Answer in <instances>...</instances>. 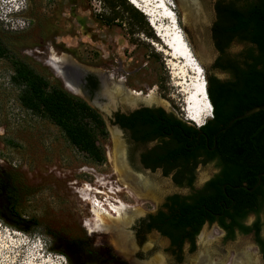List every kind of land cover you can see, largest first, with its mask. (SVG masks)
Wrapping results in <instances>:
<instances>
[{
	"label": "rangeland",
	"instance_id": "1",
	"mask_svg": "<svg viewBox=\"0 0 264 264\" xmlns=\"http://www.w3.org/2000/svg\"><path fill=\"white\" fill-rule=\"evenodd\" d=\"M23 1L22 10L19 2L14 5L21 11L3 16L8 22L0 21V36L13 50V58L27 63L50 83L58 81L70 94L84 99L99 111L109 133L107 139L99 141L107 162L98 165L87 160L56 126L25 111L18 101V91L10 84V66L0 62V173L17 176L24 195L23 215L37 218L42 225L37 235L30 236L0 221V264H69L65 257L51 251L58 247L60 240L49 237L50 230L66 239H82L92 251L109 249L119 264H152L156 259L163 260L164 264H176L167 253L168 240L153 233L142 244L136 236L137 227L160 208L166 197L189 195L193 190L177 186L174 173L166 176L161 170L144 169L138 159L131 161V147L125 133H119L105 114L107 105L115 108L107 91L115 87L113 84L118 85L106 82L105 77L122 81L128 90L144 97L154 95L158 98L152 104L137 99L135 107L122 102L115 113L133 112L144 106L159 107L197 127L185 113L187 94L192 93L199 82L204 85L203 77L206 84L208 77L227 80V76L212 67L218 58L212 36L217 0H196L198 9L180 0H128L143 13L155 40L141 34L131 35L128 26L119 20L108 25L106 22L112 15L103 0ZM241 50L233 46L229 54L237 57ZM53 55L70 57L84 71L76 74V67L74 73L84 79L85 96L67 88L61 74L49 65ZM200 68L202 76L198 74ZM88 76L98 80V89L93 93L86 84ZM115 132L119 133V141L124 146L125 165L131 174L121 176L116 169ZM217 173L216 164L198 166L195 189L201 188ZM139 178L150 181L155 189L142 190L137 184ZM86 188L104 192L98 194L102 203L108 200L117 205L118 200L130 213H139L127 228L132 237L129 251H118L113 244V233L98 231L92 205L82 192ZM261 220L264 222V214ZM253 221L254 218H250L247 225ZM262 234L264 236V230ZM201 242L213 244L212 253L225 259V264L236 263L237 252L230 249L243 242L258 264H264L252 235L237 233L234 240H227L226 232L218 225L203 228L197 238L196 252L190 255L187 246L182 264H195L202 250Z\"/></svg>",
	"mask_w": 264,
	"mask_h": 264
},
{
	"label": "trees",
	"instance_id": "2",
	"mask_svg": "<svg viewBox=\"0 0 264 264\" xmlns=\"http://www.w3.org/2000/svg\"><path fill=\"white\" fill-rule=\"evenodd\" d=\"M111 11L109 23L119 20L128 26L131 35H144L155 40L154 33L141 11L128 0H103ZM216 21L212 36L220 56L213 69L233 70L231 80L207 78V93L213 107V118L201 128L185 122L159 107L142 108L131 113H116L113 125L142 143L140 159L137 147H131V161H138L153 172L164 168L170 173L181 168L174 181L182 186L194 182L198 166L216 163L218 173L201 189L189 195L173 194L137 227V239L143 244L147 236L157 233L169 241L167 253L176 264L185 260V247L190 255L196 252L197 238L206 225H218L227 240L237 233L253 235L264 249V110L247 116L264 106V0H217ZM238 38L247 45L231 62L223 56ZM0 43V57L5 54ZM10 84L18 91L21 107L30 114L48 120L65 136L69 144L94 164L104 165L107 156L99 141L109 136L106 122L98 110L84 99L66 91L56 81L50 83L27 63L14 61ZM91 93L98 89L94 76H89ZM129 137V136H128ZM14 173H0V221L30 236L40 232L37 218L23 215V192ZM257 219L247 225L251 215ZM49 237L60 240L51 251L65 257L69 264H119L109 249L92 251L82 239H66L49 231ZM264 254V250H262Z\"/></svg>",
	"mask_w": 264,
	"mask_h": 264
},
{
	"label": "bare ground",
	"instance_id": "3",
	"mask_svg": "<svg viewBox=\"0 0 264 264\" xmlns=\"http://www.w3.org/2000/svg\"><path fill=\"white\" fill-rule=\"evenodd\" d=\"M132 3V1H130ZM183 4H193L198 9V2L196 0H180ZM17 4V2H16ZM15 4V5H16ZM17 6V5H16ZM12 11H16L15 7L12 6ZM20 11V8L17 12ZM199 17V14H198ZM74 64V69L78 66L77 64L68 56L63 57H56L52 56L49 60V65L52 66L55 70H57L61 76L63 77L67 88H69L71 91H73L75 94L82 96L83 92L81 90V80L76 77H71L68 74V63ZM201 69V68H200ZM202 70V69H201ZM74 71V70H73ZM106 82H114V78L108 77L106 78ZM116 80V79H115ZM121 84V83H119ZM111 85V84H110ZM115 87L109 88L107 91V96L111 101V105L113 107H116L120 102L119 99L122 97V95H126V99H133V96H136V98L141 97L140 94H137L133 91H127L123 86L113 84ZM196 91V92H195ZM195 93V94H194ZM191 94V95H190ZM188 93L189 100L186 102V108L185 113L187 114V117L189 120L195 121L198 123V125H202L207 119L211 118L212 115L210 114V111L213 109L212 104L209 100L208 93H207V84L205 81V86L202 82H199L196 89L193 90L192 93ZM135 98V99H136ZM142 100L146 101L147 103H155L157 102L158 98L154 95L147 96ZM140 98V99H141ZM208 98V100L206 99ZM127 100L125 102V105H134L133 100ZM121 101V99H120ZM119 108V107H117ZM117 108H108V105L106 106L105 113L109 114L111 110H115ZM117 132L114 133V136L116 137V169L118 173L121 176L131 174L130 170L127 168V165H125V150L124 146L119 141ZM138 180L139 187L146 191H153L154 185L151 184L150 181L141 179ZM153 185V186H152ZM156 187V186H155ZM158 189V187H157ZM136 190V189H134ZM160 192V190H158ZM82 192L85 193V200L89 201L92 205V213L95 217L96 221V228L99 229L98 231H109L113 233V244L120 252L129 251V245L131 244L132 237L130 233L127 232V228H129L133 222H135V219L137 216H139L138 212H129L127 206L122 204L120 201H116L117 205H114L110 201H106V203H102L99 201L98 194H104V192L101 191H95L92 190V188H86ZM136 192H140V190H136ZM161 193V192H160ZM158 194V193H157ZM146 196V195H145ZM217 245V244H216ZM202 250L200 253V256L196 257L195 264H225V259H222L221 257H218V255H214L211 251L213 248V244H208L201 242ZM245 244L243 242H238L236 245H234L232 249L237 252V258L235 264H258V260L255 256H253L251 253L247 252L245 249ZM38 260V259H37ZM33 263V262H31ZM152 264H164L163 260L156 259Z\"/></svg>",
	"mask_w": 264,
	"mask_h": 264
},
{
	"label": "flooded vegetation",
	"instance_id": "4",
	"mask_svg": "<svg viewBox=\"0 0 264 264\" xmlns=\"http://www.w3.org/2000/svg\"><path fill=\"white\" fill-rule=\"evenodd\" d=\"M239 39L238 38H236V40L233 42V43H231V45L228 47V49L226 50V53L223 55L224 57H225V59H227V61H230L231 60V62L232 61H234L236 58L234 57V56H231L230 54H229V51L233 48V46H238V47H241L242 48V50H241V52L242 51H244V50H246V48H247V45H245V44H241L239 41H238ZM0 43L2 44V45H4L3 47H4V50H5V54L3 55V56H1L0 57V62H2V63H7L9 66H10V71L12 70V64L14 63V61H16V60H18L17 58H13L12 57V55H13V50L11 49V47H9L6 43H5V40H3V38L0 36ZM218 56H220V52L218 51ZM75 70V69H74ZM232 68L228 65L227 66V68L225 69V70H223V69H217L216 71L217 72H219L220 74H222V75H225V76H227V80H231L232 79V74H231V72H232ZM76 77V76H75ZM89 77V76H88ZM88 77H87V79H88ZM109 76H107L106 78H108ZM111 77V76H110ZM77 78H79L80 80H82L80 77H78L77 76ZM114 77H112V79H113ZM87 79H86V84H88V81H87ZM104 79V78H103ZM116 78H114V82L112 81V82H110V83H118V85H121V86H123L127 91H130V90H128L124 85H123V82L122 81H118V80H115ZM227 80H225V81H227ZM97 82H98V80H97ZM102 82L104 83V81L102 80ZM119 83H121V84H119ZM81 90H82V92H83V96H85V91H84V89H83V85H82V83H81ZM133 92H135V91H133ZM137 94H140V93H138V92H136ZM140 96L141 97H143V99L145 98V97H147V96H143L142 94H140ZM122 97H126V95H122ZM121 97V98H122ZM141 97H139V100H142V98ZM120 98V99H121ZM124 98L123 99H121V101H120V99H119V104L116 106V107H119L120 108V106H121V103L123 102L124 103V105H125V102H127V100H130L131 99V97H130V99H127V100H124ZM133 99H131V100H133L134 101V105H132V107H135L136 106V103H137V99H138V97L136 98V96H133L132 97ZM134 98H136L135 100H134ZM141 98V99H140ZM126 99V98H125ZM123 100V101H122ZM144 101V100H143ZM146 102V101H145ZM126 106H131V105H126ZM115 107V108H116ZM142 108H148V107H141V108H139V109H142ZM139 109H136V111L137 110H139ZM132 112V111H131ZM131 112H127V113H131ZM116 113H121V114H127V113H124V112H121V111H119V112H116ZM115 113V114H116ZM117 127H119V126H117ZM120 128V127H119ZM118 131V130H117ZM120 133V132H119ZM124 133H125V135H126V137H127V140H132L131 142H132V145H133V147H137L138 148V151H137V153H136V155L137 156H139V159H140V154L142 153V150L143 149H141L142 148V143L143 142H140L139 140H137V139H135V138H133L132 137V133L130 132V131H127V132H125L124 131ZM129 136V137H128ZM213 164H216V163H213ZM159 170H161L162 172H164V168L162 167L161 169H159ZM179 170H181V168H178V169H176V171H174V172H172V173H174V178H175V176H176V174L179 172ZM190 175L189 174H187V178L183 181V183H182V186H180V185H177V186H179V187H187V188H191L193 191H196V190H199V189H201V188H199V189H195V179H194V182H193V185H192V187H188V183H189V179H190ZM194 177H195V172H194ZM175 182V181H174ZM192 191V192H193ZM264 214V212L260 215V218H261V216ZM254 218V221L257 219V216L256 215H251L250 217H249V219L250 218ZM248 219V220H249ZM253 221V222H254ZM248 222V221H247ZM247 222H246V224H247ZM252 222V223H253ZM223 230V229H222ZM253 236V235H252ZM254 237V236H253ZM264 236H263V234H262V237L261 238H263ZM254 240H255V238H254ZM169 242V241H168ZM256 242V241H255ZM257 245H258V243H256ZM191 247V245L189 244V243H187V245H186V247ZM185 247V248H186ZM258 247H259V249H260V251H261V253H262V250H264L263 249V247L262 246H260V245H258ZM184 254H185V251H184ZM262 259H263V261H264V254L262 253Z\"/></svg>",
	"mask_w": 264,
	"mask_h": 264
},
{
	"label": "water",
	"instance_id": "5",
	"mask_svg": "<svg viewBox=\"0 0 264 264\" xmlns=\"http://www.w3.org/2000/svg\"><path fill=\"white\" fill-rule=\"evenodd\" d=\"M74 64L71 62V63H68V69H67V71H68V74L71 76V77H75V73H74ZM78 71H82L83 73H84V71L80 68H78V70L76 71V74H77V72ZM87 75V74H86ZM85 75V76H86ZM82 82V85H84L85 84V82H84V79L82 78V80H81ZM260 110H264V106H262V107H258V108H255V109H253V110H251L248 114H247V116H250L251 114H254L255 112H258V111H260ZM106 114V116H107V118L108 119H111L112 121H113V117H114V114H115V111L114 110H111L110 111V113L109 114H107V113H105ZM115 129L116 130H118V132H123L119 127H115ZM264 175H260L259 176V179H260V181H259V183H258V185L257 186H259L260 184H261V179H262V177H263Z\"/></svg>",
	"mask_w": 264,
	"mask_h": 264
},
{
	"label": "clouds",
	"instance_id": "6",
	"mask_svg": "<svg viewBox=\"0 0 264 264\" xmlns=\"http://www.w3.org/2000/svg\"><path fill=\"white\" fill-rule=\"evenodd\" d=\"M16 2H19L21 4L20 6H21V10H22L23 6L25 4L23 0H0V11L2 13V16L5 15V17H7L8 15L12 14V6H14L16 4ZM8 9L10 10L9 13L7 12ZM18 9H19V7H15L16 11H14V12L17 13ZM2 20L3 21L5 20L4 22H8V21H6V19H2ZM212 118H210V119H212ZM206 122L204 123V126H205ZM198 128H201V127L199 126Z\"/></svg>",
	"mask_w": 264,
	"mask_h": 264
},
{
	"label": "built area",
	"instance_id": "7",
	"mask_svg": "<svg viewBox=\"0 0 264 264\" xmlns=\"http://www.w3.org/2000/svg\"><path fill=\"white\" fill-rule=\"evenodd\" d=\"M2 19H3V16H2V13H1V11H0V21H2ZM205 81V80H204Z\"/></svg>",
	"mask_w": 264,
	"mask_h": 264
}]
</instances>
